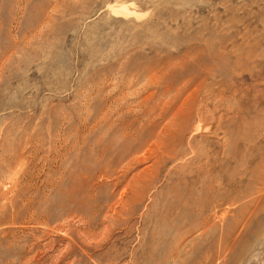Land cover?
<instances>
[{"label":"rangeland","instance_id":"obj_1","mask_svg":"<svg viewBox=\"0 0 264 264\" xmlns=\"http://www.w3.org/2000/svg\"><path fill=\"white\" fill-rule=\"evenodd\" d=\"M0 264H264V0H0Z\"/></svg>","mask_w":264,"mask_h":264}]
</instances>
